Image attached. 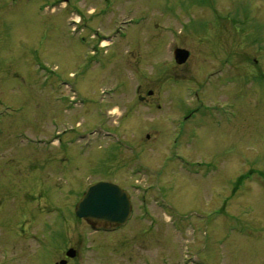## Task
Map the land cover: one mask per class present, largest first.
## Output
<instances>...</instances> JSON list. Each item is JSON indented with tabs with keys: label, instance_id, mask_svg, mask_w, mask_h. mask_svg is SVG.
I'll use <instances>...</instances> for the list:
<instances>
[{
	"label": "rangeland",
	"instance_id": "obj_1",
	"mask_svg": "<svg viewBox=\"0 0 264 264\" xmlns=\"http://www.w3.org/2000/svg\"><path fill=\"white\" fill-rule=\"evenodd\" d=\"M176 46L190 51L183 65ZM225 58L239 83L206 84ZM255 66L264 72V0H0V264H48V250L81 234L93 250L75 264H192L194 253L264 264V177L232 191L239 174L264 170V82H243L261 78ZM56 157L83 184L152 189L133 192L122 231L92 233L74 212L80 186L49 178ZM24 227L56 244L16 239Z\"/></svg>",
	"mask_w": 264,
	"mask_h": 264
},
{
	"label": "flooded vegetation",
	"instance_id": "obj_2",
	"mask_svg": "<svg viewBox=\"0 0 264 264\" xmlns=\"http://www.w3.org/2000/svg\"><path fill=\"white\" fill-rule=\"evenodd\" d=\"M256 62H257V60H255ZM239 63L241 62V60L240 61H238ZM243 63H245L244 62V60L242 61ZM249 64H251L250 62H248ZM221 67L223 68L222 70H219V71H221L222 72V74H225V76L223 75V78H222V82H227L228 80H226V79H228V78H232L233 80H235V82H233V84H237V79L239 78V74L238 73H228L229 72V69L231 68V67H234V65H233V63H232V60H229V59H224L222 62H221ZM235 68V67H234ZM254 71V70H253ZM252 73V72H251ZM232 84V85H233ZM231 86V85H230ZM229 87V86H228ZM239 91H236V94L238 93ZM239 95H237V97H238ZM141 99H143V100H145V97H141ZM56 161H57V165L54 167H49V178H54V176L56 175V174H59L60 175V179H64V178H68V177H70V178H72L71 179V181L69 182V183H71V186H72V188L71 189H73V190H78V188H79V186H80V188H83V186L85 185V184H83V178H82V176H81V172L79 171L78 172V174L77 175H71V174H68L67 173V170L69 169L68 167H66V166H63V165H59V162L61 161V160H59L58 159V157H56ZM79 169V167H77V168H75V169H73L74 171L75 170H78ZM72 176H75V178L74 177H72ZM99 180H107V181H109V179H107V178H99V179H96L95 181H99ZM111 180V179H110ZM94 181V180H93ZM94 181V182H95ZM236 186H235V189L234 190H237V191H239V190H241V189H243L242 187H243V180H242V177H237V179H236V184H235ZM56 189L55 188H52L51 187V185H45V191L47 192V194H49L50 195V201L51 200H53L52 199V194L54 193V191H55ZM65 199V198H64ZM1 201V200H0ZM62 202H64V201H61V203ZM1 202H0V206H1ZM22 210H24V211H29L28 210V208H27V205H25V204H23L22 205ZM57 217V220H59L58 219V216H56ZM55 217V218H56ZM61 217V216H60ZM79 220H81V219H79ZM84 221V220H83ZM61 222H62V218H61ZM63 222H64V220H63ZM90 226V225H89ZM106 229H109V228H107V227H97V229L96 230H94L93 231V233H100V232H109V234H112V233H117L115 230L116 229H118V227L117 228H114L112 231L111 230H106ZM107 232V233H108ZM106 233V234H107ZM16 235H17V238L16 239H18V240H21V239H29L30 240V244L29 245H34V243L35 244H37L38 246H43L44 247V249L45 250H48V247L49 246H51L52 245V243L53 244H56V242L54 243V241H53V238H50V237H48V236H46V233H43V232H32V231H26V229H25V227L23 228V230L21 231V232H16ZM49 236H51V235H49ZM72 238V237H71ZM70 238V239H71ZM66 239V237L64 238V240ZM63 240V241H64ZM73 241H71L70 240V245H69V247L68 246H64V248L63 249H61V248H59V247H55V249H50V250H48L49 251V253L51 254V256L48 258V264H54V260L56 259H51L52 258V253L54 252V256L53 257H57V259H59V260H67V262H66V264H75V263H73V259L74 258H76L79 254H81L82 255V250H84V237H83V235L81 234V236H80V238H79V240L78 239H75V238H73L72 239ZM69 241V238L67 239V242ZM35 246V245H34ZM70 248H73V249H75L76 250V256L74 257V258H70V257H68L67 256V251H68V249H70ZM87 248H89V247H87ZM0 249L1 250H3V254H4V245L2 246V247H0ZM39 249V252H42V250L43 249H40V248H38ZM37 248L34 250V252L35 253H32L31 255H30V257L31 258H35V257H37V255H38V257H40V258H42V256L41 255H39L40 253H38V250ZM51 250H53V251H51ZM2 257H3V255H2ZM3 259H4V257H3ZM149 259V257H144V260H148ZM51 260V261H50ZM199 260L202 262V264H212L211 262H210V260H206V259H204L202 256L199 258ZM32 262V261H31ZM1 264H5L4 262L3 263H1ZM6 264H11V263H6ZM197 264V263H196Z\"/></svg>",
	"mask_w": 264,
	"mask_h": 264
},
{
	"label": "water",
	"instance_id": "obj_3",
	"mask_svg": "<svg viewBox=\"0 0 264 264\" xmlns=\"http://www.w3.org/2000/svg\"><path fill=\"white\" fill-rule=\"evenodd\" d=\"M174 55L177 62L182 64L188 59L189 51L176 48ZM130 210L127 192L115 184L98 182L88 188L77 205L76 214L94 224H123L130 216ZM68 255L74 254L69 251Z\"/></svg>",
	"mask_w": 264,
	"mask_h": 264
},
{
	"label": "bare ground",
	"instance_id": "obj_4",
	"mask_svg": "<svg viewBox=\"0 0 264 264\" xmlns=\"http://www.w3.org/2000/svg\"><path fill=\"white\" fill-rule=\"evenodd\" d=\"M104 44H105V42H104Z\"/></svg>",
	"mask_w": 264,
	"mask_h": 264
}]
</instances>
